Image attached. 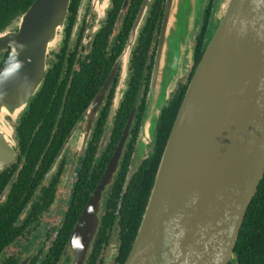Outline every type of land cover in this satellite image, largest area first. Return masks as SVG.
<instances>
[{
    "label": "water",
    "instance_id": "1",
    "mask_svg": "<svg viewBox=\"0 0 264 264\" xmlns=\"http://www.w3.org/2000/svg\"><path fill=\"white\" fill-rule=\"evenodd\" d=\"M109 1L94 0L99 7ZM150 1H143L131 29L123 53L125 66ZM70 2L34 0L0 31V59L8 51L0 66V172L16 162L18 155L15 128L9 118L16 123L40 90L48 55L63 38ZM206 3L165 0L133 162L153 139L177 79L189 72L188 62ZM215 15V29L177 112L124 264H229L246 211L263 177L264 0H224L216 6ZM113 73L86 110L84 142ZM134 114L135 109L69 238L72 264H85L99 225L102 192L117 169ZM9 188L10 183L1 198Z\"/></svg>",
    "mask_w": 264,
    "mask_h": 264
},
{
    "label": "trees",
    "instance_id": "2",
    "mask_svg": "<svg viewBox=\"0 0 264 264\" xmlns=\"http://www.w3.org/2000/svg\"><path fill=\"white\" fill-rule=\"evenodd\" d=\"M79 1L71 0L69 11H75ZM164 1L155 0L151 5L133 52L131 77L122 107L125 121L135 104L141 82L145 86L144 92H147L154 63V43L160 30ZM33 2L34 0H0V31L11 25ZM141 2L142 0H133L128 13L129 19L126 20L127 30ZM213 8V1H209L195 38L192 66L187 79L179 83L171 99L161 110L157 121L153 153L130 173L128 172L130 153L124 156L120 173L106 196L100 227L86 264H103V253L114 230L118 232L119 241L116 264H124L129 255L177 112L194 71L212 37L214 29L211 30L210 24ZM67 21L73 22V16L70 20L68 16ZM101 43H103L102 40L98 38L95 50L87 58L89 62H81L80 69L73 72V76L69 78L70 83L68 81L61 83L60 79L63 73L66 75L65 80L71 75L75 55L72 54L66 58L64 51L58 55L59 60L50 65L40 90L31 99L19 119L16 126L18 161L0 173V195L12 176L16 175L6 199L0 201V252L24 233L26 225L18 226L16 222L30 204L27 223L38 220L39 216L50 208L56 197L57 188L64 173L65 159L61 160L54 173L49 174L52 165L68 136L81 120L84 110L104 82L106 76L103 71L108 70L104 68L111 65V62L102 56ZM7 52L2 53V59L6 57ZM144 103L143 100L140 109L144 108ZM138 125L136 124L137 127ZM136 130L137 128L134 135ZM97 141L96 138L91 142L81 159L62 228L40 264L59 263L71 232L102 175L111 151H107L100 159H96ZM126 182L127 190L124 191ZM9 263L11 262L7 264ZM229 264H264V174L257 193L246 211Z\"/></svg>",
    "mask_w": 264,
    "mask_h": 264
},
{
    "label": "flooded vegetation",
    "instance_id": "3",
    "mask_svg": "<svg viewBox=\"0 0 264 264\" xmlns=\"http://www.w3.org/2000/svg\"><path fill=\"white\" fill-rule=\"evenodd\" d=\"M143 1L144 0H142V2L140 3V8H141ZM154 1L155 0H151L150 3L148 4V11H150L151 5L154 3ZM209 1H213V4H214L212 20H211V24H210V28H211V30H213V29H215L214 25L216 23L215 19H214L216 6L218 5V3H221V1H224V0H207L205 9L208 6ZM132 2H133V0H110L105 8L99 7L98 4H96V6L94 5L95 7L93 8V7H91L90 3L88 4V6H85V4L87 2L85 0H80L75 11L71 10L68 12L67 17L69 16V20H70V18L73 16V22H69V21L66 22L64 30H63V38L61 40V45L57 51L51 52V60L49 63V67H50V65L52 63L57 62L59 60L58 55H61L63 53V51L66 54V58L71 56L72 54L75 55V60H74V65H73V70H72L71 75L68 77L67 80H65L64 78L66 75H64L65 73H63L61 75L60 82L62 83L64 81H66V83H67V81H68V83H70L71 79H69V78L71 76H73V72H76L80 69L81 62L82 61H88L89 62V60H87V58L90 55V53L95 50V46L98 43V38H100L103 42L100 45H102V47L104 46L103 49L101 47L102 56H103V58H105L106 60L111 62V65L109 67L106 66L104 68V70L108 69L107 71H103V74H105V76H106L104 82L100 86L99 90L97 91L94 98L91 100V102L87 106V108L84 110L81 120L77 123V126L73 129V131L69 135V136H71V139L69 140V142L71 140H73L76 135L77 136L79 135V138H80L79 141L80 142L78 145V149L80 150V155H79V159H78V165L76 168L75 177H74V180H72V182H71L70 197H69L68 203L65 207V210L63 211L62 218L58 221L57 226H55L51 230V232L47 233V235L45 236V239H44V245H42L40 248L37 249V247L35 246V244L37 243L36 239L39 240L40 237L43 234L45 235L46 231H47V229L41 227L43 220H44V215L49 212L50 208L53 206V204L55 202L56 197H55L52 205L50 206V208L46 212L41 214L39 216L38 220L33 221L31 223H27L28 218H29V210H30V206H31V204H30L26 208V210L23 212V214L20 215L18 221L16 222V225H18V226L26 225V228L24 229V233L22 235H20L15 240V242L13 244L5 247L0 252V264H7L8 262H11L9 264H14V263L15 264H32L33 262L40 264L41 260H43V258L45 256V254L48 252L50 247L53 245L54 241L57 239L59 231L62 228V223H63L64 217H65V214L69 209L72 187H73V184L75 183L76 178H77V170L80 166L81 159L83 158L85 152L88 150L91 142L96 138L98 140L97 141V148H96V156H95L96 159H100L102 156H104L107 153V151H111V153L109 155L108 162H107V164H106V166L102 172V175H103V173L105 172V169L108 166L111 158L115 154V152H116V150H117V148L121 142V139L124 136L125 128H126L127 123L129 122L130 115H131L133 109H135L133 124L129 129L127 139L125 140V142L122 146V150H121L117 169L113 174L111 182L105 187L104 191L102 192L100 210L98 213L99 225L97 228V232H96V234H95V236L91 242V245H90V248H89V251L87 254V258H88L89 252L92 248L93 241H94V239L98 233L99 227H100L101 217H102V215L104 213V209H105L106 196L110 190V187L112 186V184L116 180L118 174L120 173L124 156L127 155L128 153H130L129 164H128V170H129L128 172L130 173V172L134 171L140 163L147 160L149 158V156L153 153V147H154L155 141H156V128L153 132V139L145 147V150L142 151V156H140V158H138V160L136 162H133L135 152L138 151L137 146H138V139H139V131H140V128H141V125L143 122V118L145 116V111H146V106H147V95H148V91H149V85H150L152 70L150 72V79H149V83H148L147 92L146 93L144 92L145 86H144V83L141 82L139 92H138V95H137L136 100H135V104L132 107V109L128 115L127 121L124 120L125 115H124V112H122L123 103L125 101V94H126V91L128 90L129 81H130V77H131V60L133 57V52H134L135 47L137 45L139 35L142 32V28H141L139 35L137 37V41L133 47L127 68L125 69V58L123 59V57H124L123 53L125 51V45L128 42L131 29L133 27V24L135 22L137 14L140 10V8H139L138 12L135 15H133L131 26H130L129 30H127L128 25L126 24V20L129 19L128 13L130 11ZM164 4H165V1H164ZM101 9H103L102 11H100L101 14H98V12H95L96 10H101ZM205 9H204V12H205ZM148 11H147V14L149 13ZM204 12H203L202 17H201L199 28L195 34V38H196V35L198 34V31L201 27ZM159 32H160V30H159ZM159 32L157 34V38L155 41L156 43H154L155 44V53H156V47H157ZM194 42H195V40H194ZM154 58H155V55H154ZM2 60L3 59H2V55H1L0 62ZM49 67H48V69H49ZM114 67L115 68L117 67V68H116L115 72L113 73ZM152 69H153V66H152ZM125 70L127 72V74H126V88H125ZM190 71H191V68L189 69V72L186 76V79H187ZM112 73H113V78L109 81V85L107 86L105 94H104L103 102H102L101 106L99 107V109L96 113V116H95L93 124L91 126V130L89 132V136L87 138V141L84 142V135L86 132V127H87L86 126L87 121H86V115H85L86 110L88 109V107L90 106L92 101L95 99V97L98 94V92L100 91V89L106 84L108 78L110 77V75ZM171 96H172V94H171ZM171 96H170L169 100L171 99ZM143 100L145 101L144 108L140 109ZM169 100H167V102ZM167 102H166V104H167ZM166 104L164 106H166ZM23 112L19 115L18 120L15 123V140H16V126L18 125L19 119H20L21 115L23 114ZM139 116H140V118H139ZM138 123H139V125H138ZM136 124L138 125V127L136 126ZM156 127H157V125H156ZM136 128H137L136 135H134V131ZM67 141H68V138H67ZM16 142H17V140H16ZM111 146H112V149L110 150ZM67 147H66V149H67ZM66 149L64 150V153H65ZM17 151H18L17 160L12 165L16 164L18 161V156H19L18 143H17ZM64 153H63L62 157L59 159V161L57 162L55 169L52 172H50L49 174L54 173L57 170L58 165L61 162V160L63 158L65 159ZM139 154H140V152H139ZM12 165H9L8 167H11ZM8 167H6V169ZM65 167H66V161H65ZM5 170H3V171H5ZM64 170H65V168H64ZM102 175H101V177H102ZM15 177H16V175H13L11 180L9 181L10 187H11L12 182L15 180ZM101 177H100V179H101ZM100 179L98 180V182L100 181ZM98 182L96 184V187L98 185ZM126 185H127V182L125 183V188H123L124 191L127 190ZM96 187H95V189H96ZM95 189H94V191H95ZM4 190H3V192H4ZM94 191L92 192L91 196L93 195ZM3 192L0 195V201H4L6 199V196L9 192V190L6 193L5 197L1 198ZM81 214H80V216H81ZM80 216H79V218H80ZM79 218H78V220H79ZM78 220H77V222H78ZM77 222H76V224H77ZM48 224L50 225L51 223L49 222ZM76 224H75V226H76ZM75 226H74V228H75ZM74 228H73V230H74ZM73 230H72V232H73ZM72 232H71V234H72ZM117 233L118 232L115 230L111 232V239H110L109 243L107 244L105 251L107 250V248L109 246L114 247L116 245H117L116 247L118 250L119 241L117 238L118 237ZM34 237H36V238H34ZM114 238H116V241L114 240ZM33 239H35L34 245L30 244V242L33 241ZM18 244H20L19 251H15V250L10 249L11 247L16 246ZM31 247H33V248L36 247V248L33 249L32 253L27 254V251L30 250ZM117 250H116V254H117ZM116 254L113 257V263L114 264H116V261H115ZM87 258L85 260V264H86ZM73 261H74V253L72 251V248L68 247V243H67L66 248L64 249L63 255L61 256V259H60L58 264H72ZM103 264H106L105 260H103Z\"/></svg>",
    "mask_w": 264,
    "mask_h": 264
},
{
    "label": "rangeland",
    "instance_id": "4",
    "mask_svg": "<svg viewBox=\"0 0 264 264\" xmlns=\"http://www.w3.org/2000/svg\"><path fill=\"white\" fill-rule=\"evenodd\" d=\"M85 1L87 2L85 4V6H88L89 3L91 5V7H93V8L96 6V3L94 2V0H85ZM221 2H223V1H221ZM105 7L106 6H103L102 8H105ZM102 10L103 9L96 10L95 12H98V14H101L100 11H102ZM215 16L216 15H214V17ZM60 45H61V43L58 46L54 47L50 51L48 58H47L48 67H49V63L51 60V52L57 51L58 48L60 47ZM190 56H191V58H190V61L188 62L189 68L187 67V69H190V66H192V55H190ZM127 65H128V63L126 64L125 69L127 68ZM126 74H127V72L125 70V87H126ZM187 74H188V72L177 79L176 85H175L171 94H173L174 91L177 89V86L179 85V83L184 82L186 80ZM9 121L13 125V127L15 128V122H13L10 118H9ZM79 140H80L79 135L78 136L76 135L75 138L70 141V143L68 144V147L64 153V157H65V161H66V167L64 170V174L62 175L61 180H60V184L57 188L55 202H54L53 206L50 208L49 212L44 215V220H43V223L41 225L42 228L47 229L46 234L45 235L43 234L39 240L36 239V241H37L36 244H35V239H33V241L30 242V244H33V245L35 244L37 249L40 248L42 245H44L45 236L47 235L48 232H51V230L55 226H57L58 221L63 216V211L65 210V207H66L68 200H69V197H70L71 182H72V180H74L76 168L78 165V159H79V155H80V150L78 149V145L80 142ZM49 222L51 223L50 225L48 224ZM34 238H36V237H34ZM114 240L116 241V238H114ZM116 246H114V247L109 246L107 248V250L104 251L103 257H104L106 264H114L113 263V257L116 254V250H117ZM36 247H34V248H36ZM19 248H20V244L13 246L10 249L15 250V251H19ZM34 248L31 247V249L27 251V254L32 253Z\"/></svg>",
    "mask_w": 264,
    "mask_h": 264
}]
</instances>
